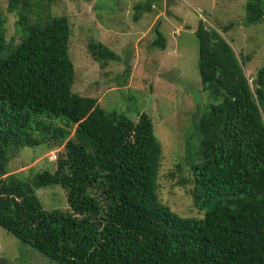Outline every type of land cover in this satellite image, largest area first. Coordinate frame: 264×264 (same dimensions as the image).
<instances>
[{
    "label": "trees",
    "instance_id": "16d2710c",
    "mask_svg": "<svg viewBox=\"0 0 264 264\" xmlns=\"http://www.w3.org/2000/svg\"><path fill=\"white\" fill-rule=\"evenodd\" d=\"M155 1L136 10L155 18ZM8 11L22 39L8 41L0 3V228L55 264H264V66L248 78L222 33L199 21V72L212 102L196 123L192 177L180 165L168 176L191 185L204 214L182 216L160 198L163 146L152 118L72 91L68 17L35 14L30 0H10ZM245 11L247 26L264 22L263 0H246ZM160 26L151 46L165 50ZM88 49L99 62L119 59L94 39ZM50 140L65 142L54 173L26 181L8 171L13 152ZM49 185L66 190L68 210L44 208L36 189Z\"/></svg>",
    "mask_w": 264,
    "mask_h": 264
},
{
    "label": "rangeland",
    "instance_id": "374dc122",
    "mask_svg": "<svg viewBox=\"0 0 264 264\" xmlns=\"http://www.w3.org/2000/svg\"><path fill=\"white\" fill-rule=\"evenodd\" d=\"M264 1V0H263ZM10 0H0L7 39L21 42L18 13L8 11ZM147 0H30L35 14L67 16L72 28L69 54L75 66L72 91L97 97L106 110L118 109L133 120L145 112L155 124V134L163 146L159 193L163 202L184 216L202 217L188 190L168 174L182 166L180 175L191 176L198 146L196 123L202 110L212 102L203 91L199 72V44L195 35L200 20L215 29L233 47L248 78H255L264 66V22L245 24L246 0H157L159 14L138 11ZM153 9V8H152ZM137 17V20L135 18ZM32 20V16L30 15ZM34 20L37 17L33 16ZM167 39L161 50L151 46L155 24ZM233 24L230 31L222 28ZM94 39L108 46L119 59L99 62L89 52ZM251 82V80L249 81ZM138 108V114L134 111ZM264 117V114H263ZM74 129V128H73ZM54 140L22 147L11 154L8 171L30 181L44 171L55 172L65 142ZM46 210H68L67 193L59 185L36 189ZM0 264H55L37 249L0 228Z\"/></svg>",
    "mask_w": 264,
    "mask_h": 264
},
{
    "label": "water",
    "instance_id": "95a60500",
    "mask_svg": "<svg viewBox=\"0 0 264 264\" xmlns=\"http://www.w3.org/2000/svg\"><path fill=\"white\" fill-rule=\"evenodd\" d=\"M0 263H1V260H0Z\"/></svg>",
    "mask_w": 264,
    "mask_h": 264
},
{
    "label": "clouds",
    "instance_id": "9594fccd",
    "mask_svg": "<svg viewBox=\"0 0 264 264\" xmlns=\"http://www.w3.org/2000/svg\"><path fill=\"white\" fill-rule=\"evenodd\" d=\"M167 48V47H166ZM42 188V187H41Z\"/></svg>",
    "mask_w": 264,
    "mask_h": 264
}]
</instances>
